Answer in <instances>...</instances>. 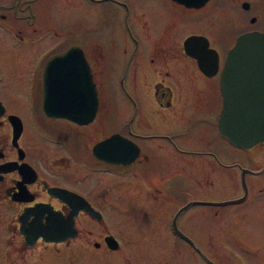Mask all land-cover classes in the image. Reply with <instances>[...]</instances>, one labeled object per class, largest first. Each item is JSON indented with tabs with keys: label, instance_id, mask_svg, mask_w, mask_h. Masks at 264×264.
Wrapping results in <instances>:
<instances>
[{
	"label": "flooded vegetation",
	"instance_id": "obj_1",
	"mask_svg": "<svg viewBox=\"0 0 264 264\" xmlns=\"http://www.w3.org/2000/svg\"><path fill=\"white\" fill-rule=\"evenodd\" d=\"M251 30L264 32V0H0V264H249L237 251L239 262L222 252L219 262L205 245L219 238L255 246L243 235L254 239L264 228V184L247 177L261 170L241 166V192L227 200H242L226 204L200 203L171 171L182 174L187 154L213 155L201 150L203 125L220 134L221 70ZM193 35L217 52L212 75L185 48ZM72 47L89 66L75 77L87 89L80 103L91 105L96 91L87 123L41 109L49 75ZM209 90L217 116L203 101ZM110 147L120 154L114 161L105 159ZM227 204L238 207L206 214L229 217L231 226L205 231L198 206ZM69 221L60 240L37 234Z\"/></svg>",
	"mask_w": 264,
	"mask_h": 264
},
{
	"label": "water",
	"instance_id": "obj_2",
	"mask_svg": "<svg viewBox=\"0 0 264 264\" xmlns=\"http://www.w3.org/2000/svg\"><path fill=\"white\" fill-rule=\"evenodd\" d=\"M206 1L200 0L201 3ZM185 48L198 59L201 70L206 74L212 75L217 71V52L208 48V42L203 37L196 35L188 37ZM73 52L76 53L75 62L71 61L74 58ZM57 61H60L59 72L49 75L50 79L43 89L41 108L43 113L53 118L64 117L79 123L91 121L97 108L95 88L91 86V105L90 101L82 105L79 94L87 89L80 85L83 82L75 79L83 75V68L85 72L89 68L81 49L72 47L61 53ZM73 67L76 69H72ZM220 90L222 94V107L218 119L220 135L229 144L242 150L264 145V32L246 31L236 38L227 52L221 70ZM111 138L100 141L95 146V152L99 153L101 146H108ZM105 155L107 161H114L120 154L115 148L110 147ZM57 190L59 189L55 190L56 195ZM241 200L242 198L200 203L226 204ZM58 226L52 223L40 225L37 234L46 240H60L63 238L61 233L64 229L71 230L72 221ZM57 234L59 236H56Z\"/></svg>",
	"mask_w": 264,
	"mask_h": 264
},
{
	"label": "rangeland",
	"instance_id": "obj_3",
	"mask_svg": "<svg viewBox=\"0 0 264 264\" xmlns=\"http://www.w3.org/2000/svg\"><path fill=\"white\" fill-rule=\"evenodd\" d=\"M215 39L217 38L214 37L213 40ZM177 58L176 61L184 60V57ZM197 76L198 78L202 77L200 73ZM213 95L214 93L209 90L208 97L205 99L203 98V101L209 105L210 112H213L214 116H217L218 107H216L217 103L213 101ZM202 140L203 146H201V150L212 151L213 155L187 154L188 164L186 169L182 171V174H178V170L171 171L172 178L187 180L189 190L191 189L194 196L200 200L223 201L240 193L239 181L241 166L253 167L256 170L260 169L261 174L259 176L248 175L247 179L261 178L264 184V145L257 146L252 151H244L229 144L219 133L212 130L206 124L203 125L202 129V138L200 141ZM207 140H210L212 143L206 145ZM51 146H57L59 148L61 145L55 141V143H51ZM227 163L233 165L227 166L226 168L224 165ZM108 172H111L110 168ZM108 179H110V177ZM232 185L235 186L233 187ZM113 199L114 197L109 199V203ZM236 207L238 206L232 204L217 206L199 205L197 209L204 213V216L200 219L201 222H199L203 224L207 232H225L226 228L231 226L230 218H213V213L208 215L206 213L212 212L213 210H218L220 212L234 211ZM109 209L111 210L113 207L109 205ZM223 216L226 217V213H223ZM244 218L245 217L241 215V217L235 219L234 226L237 227L240 226V224L243 226ZM243 236L248 240H252V245L255 246H250V244L241 243L240 241H228L229 243L226 242L227 244H225L221 243L218 238L212 246L205 245L206 253H209L214 257L213 259H217L219 262H221L223 258L221 252L228 254L231 262H239L238 259L240 257L234 252L237 251L245 255L246 260L244 262H248L249 264H264V228L255 235L254 239L250 238V235ZM221 237L222 236H220V238ZM258 240L261 243L260 246L259 244H255ZM77 253L78 250L75 251V255H78ZM180 259L181 258L177 257V255H173L172 257L173 262H180ZM186 262L192 261L187 260Z\"/></svg>",
	"mask_w": 264,
	"mask_h": 264
}]
</instances>
